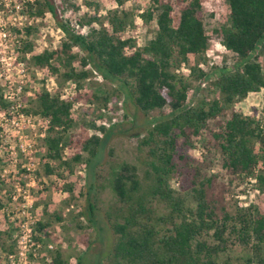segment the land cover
<instances>
[{
	"label": "trees",
	"instance_id": "1",
	"mask_svg": "<svg viewBox=\"0 0 264 264\" xmlns=\"http://www.w3.org/2000/svg\"><path fill=\"white\" fill-rule=\"evenodd\" d=\"M224 1L225 22L206 34L201 0H148L142 18H153L156 29L140 47L122 36L129 16L122 0H116L117 6L102 19L97 4L88 3L93 13L84 12L73 23L63 16L78 11L71 0L21 4L32 16L48 12L62 33L58 46L31 54V63L76 87L74 95L66 98L42 88L33 93L28 108H19L46 120L41 139L45 160L65 166L69 174L74 163L86 164L99 152L100 134L68 133L74 102L105 106L109 98V92H77L90 73L87 66L103 80L115 82L124 103L129 101L144 115L159 111L140 140L146 146L140 171L122 161L106 177L114 201L104 212L111 234L105 264H264V210L252 203L238 206L231 199L235 187L247 178L264 192V116L255 107L245 115L233 108L249 93L264 88V0ZM29 30L23 28L26 34ZM210 39L232 53L233 61L204 71L199 60L203 61ZM21 47L30 52L29 43L22 42ZM183 68L188 70L186 76ZM191 78L197 87L210 78L217 96L189 103ZM2 95L0 91V115L8 118L11 103ZM164 107L167 112H161ZM92 128L107 131L101 125ZM196 139L200 158L187 154ZM64 150H74L69 159L62 157ZM44 168L47 174L52 172L47 164ZM54 175L62 178L58 172ZM177 178H183V185L177 182L174 188L171 181ZM96 185H87L75 195L83 197L86 205L76 216L90 226L97 221ZM62 190L74 195L69 184ZM157 205L162 212L156 211ZM42 212L46 216L36 220L33 241L41 242L40 237L48 235L45 227L61 220L58 211L47 213L44 208ZM1 248L11 251V245ZM47 251L50 264H67L58 248Z\"/></svg>",
	"mask_w": 264,
	"mask_h": 264
},
{
	"label": "rangeland",
	"instance_id": "2",
	"mask_svg": "<svg viewBox=\"0 0 264 264\" xmlns=\"http://www.w3.org/2000/svg\"><path fill=\"white\" fill-rule=\"evenodd\" d=\"M25 0H0V30L6 34L5 42H1L0 49L5 58L0 63V91L12 104L9 117L0 115V256L3 254L1 246L12 245L10 234L17 232L19 224L29 223L33 220L45 218L42 210L47 213L58 211L61 214L60 221H51L45 227L48 235L42 237L41 253L48 254L47 244L51 249L58 248L62 258L67 264H105L104 253L109 248L111 234L107 229L104 212L110 209L114 199L107 187L106 177L114 165L126 161L134 164L140 171L145 157L146 146H142L140 140L145 136L153 124L158 110H152L146 115L136 110L129 101L124 103L122 94L116 89L115 82L105 81L93 69L87 66L89 75L81 81L77 92L104 93L109 92V98L105 106L100 104H87L86 102H74L70 109L73 121L69 129L70 134H90L92 131L100 134L101 144L94 158L88 163L83 161L72 165L71 173H67L65 166H58L57 162L43 158L41 139L45 133L46 120L38 115H28L19 108H28L34 92L42 88L51 94H58L62 98L74 95L76 87L74 83L63 82L59 77L49 73L48 69L34 66L30 55L39 53L43 49H51L59 45L62 33L48 12L40 16L28 14L27 8L22 7ZM32 1V0H29ZM79 6L78 11L63 13L70 23L84 12L93 13V7L88 3L97 4V14L102 19L107 10L117 6L116 0H71ZM122 8L128 12V21L123 37L132 38L137 46H143L154 34V19L145 21L142 14L149 8L148 0H122ZM34 6L30 11H33ZM200 18L203 29L209 34L211 29L219 23L225 22L228 8L224 0H201ZM29 26L26 34L23 28ZM75 30L85 32V27H76ZM22 42L31 45L30 52L22 50ZM76 50V49H75ZM233 54L226 51L216 40L210 39L207 50L203 55V61L199 67L208 71L211 66L230 64ZM194 63L190 59L188 65ZM77 68H79L77 66ZM184 76L188 73L183 68ZM189 78V76H188ZM191 80V87L187 93V100L195 104L201 99L217 96L210 84V78L206 79L199 87L197 82ZM117 90V91H116ZM255 107L264 114V88L249 93L245 98L233 104L236 112L243 115ZM161 112H167L164 107ZM93 126L107 128L105 133H100ZM74 150H64L62 157L69 159ZM201 147L196 139L187 149V154L200 158ZM84 155V153H82ZM44 164L52 169L45 172ZM264 168V164H263ZM54 172L62 174V178L54 175ZM98 174V178L95 174ZM98 180V181H96ZM97 182L98 213L96 223L91 226L77 212L86 206L81 196H75L78 190ZM183 185L182 179H173L174 188ZM69 184L73 196L62 190V186ZM11 196H15L14 199ZM238 206L248 203L255 204L264 210V192L256 190L253 179H245L234 189L231 197ZM229 205L231 200L227 199ZM157 212H162L160 206L155 207ZM23 210V212H22ZM80 224L82 228H78ZM9 234V236H7ZM37 234V233H36ZM39 264L45 262L37 258Z\"/></svg>",
	"mask_w": 264,
	"mask_h": 264
},
{
	"label": "built area",
	"instance_id": "3",
	"mask_svg": "<svg viewBox=\"0 0 264 264\" xmlns=\"http://www.w3.org/2000/svg\"><path fill=\"white\" fill-rule=\"evenodd\" d=\"M5 40H6V34L4 31L0 30V45L1 42L2 41L5 42ZM2 52L3 51L0 49V54ZM5 58L9 59L10 56L9 55L5 56L4 54H2L0 56V63L4 61ZM2 96L4 99H6L7 97L5 94H3ZM10 108H12V104L10 105ZM11 198L14 199L15 196H11ZM28 218H29L28 225L21 223L19 224L20 228L17 230V232L10 234L11 243H12L11 251H5V252L3 251V254H1L0 256L2 259L1 260L2 264H39L37 262V258L42 259L45 262V264H50V258H49L50 256H48L47 254L43 255L41 253V247L43 246L42 236L40 237L41 242L32 240L34 223L33 220H30L29 216ZM46 247L51 249V244H47ZM29 253H31V255H29Z\"/></svg>",
	"mask_w": 264,
	"mask_h": 264
}]
</instances>
